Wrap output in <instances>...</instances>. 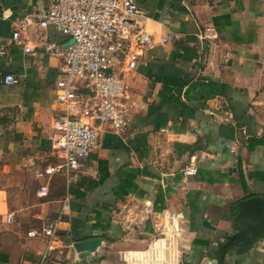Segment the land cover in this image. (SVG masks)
<instances>
[{
	"label": "crops",
	"instance_id": "crops-1",
	"mask_svg": "<svg viewBox=\"0 0 264 264\" xmlns=\"http://www.w3.org/2000/svg\"><path fill=\"white\" fill-rule=\"evenodd\" d=\"M137 3L152 45L123 74L127 127L101 124L68 182L45 173L59 161L62 59L40 40L70 38L33 19L13 40L45 2L0 0V264H40L45 239L28 232L58 219L61 264H264V238L220 251L239 202L264 197V0ZM94 237L81 257L73 243Z\"/></svg>",
	"mask_w": 264,
	"mask_h": 264
},
{
	"label": "built area",
	"instance_id": "built-area-1",
	"mask_svg": "<svg viewBox=\"0 0 264 264\" xmlns=\"http://www.w3.org/2000/svg\"><path fill=\"white\" fill-rule=\"evenodd\" d=\"M45 8L20 20L12 32L13 40H21V30L33 19L41 27L53 26L70 41L57 44L40 40L46 52L62 59L61 75L56 80L55 100L62 112L53 118L58 133L54 146L59 161L46 167L47 175L63 174L67 181L81 170L90 152L98 145L100 125L108 123L114 131L127 127L132 106L123 77L134 70L138 58L151 47L152 40L142 29L144 16L137 0H44ZM25 52H30L28 45ZM5 84H15L13 74L3 77ZM184 176L197 173L190 163L182 169ZM40 194H47L46 186ZM68 209V198L62 211ZM59 219L46 221L42 228L28 232L29 236L45 239L40 264H61L57 255L63 247L58 235Z\"/></svg>",
	"mask_w": 264,
	"mask_h": 264
},
{
	"label": "water",
	"instance_id": "water-1",
	"mask_svg": "<svg viewBox=\"0 0 264 264\" xmlns=\"http://www.w3.org/2000/svg\"><path fill=\"white\" fill-rule=\"evenodd\" d=\"M239 213L236 216L234 232L225 236L221 242L220 251L223 252L228 246L243 241L250 245L264 238V197L251 196L239 202ZM101 238L94 237L75 241L73 247L81 257L92 254L101 244Z\"/></svg>",
	"mask_w": 264,
	"mask_h": 264
}]
</instances>
